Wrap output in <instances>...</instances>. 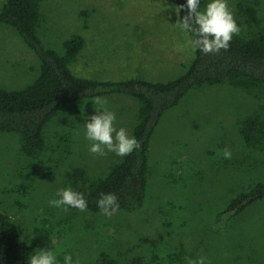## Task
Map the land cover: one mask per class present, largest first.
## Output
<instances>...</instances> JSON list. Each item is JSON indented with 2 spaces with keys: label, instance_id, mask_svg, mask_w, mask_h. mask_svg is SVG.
<instances>
[{
  "label": "rangeland",
  "instance_id": "obj_1",
  "mask_svg": "<svg viewBox=\"0 0 264 264\" xmlns=\"http://www.w3.org/2000/svg\"><path fill=\"white\" fill-rule=\"evenodd\" d=\"M234 3L228 0L240 33L252 34ZM259 3L264 27V0ZM175 9L170 0H46L40 35L59 51L73 34L82 35L84 48L70 65L76 75L168 80L180 75L193 55L182 47L186 38L174 25L179 21ZM38 73L35 53L15 30L0 24V87L22 86ZM102 100L116 114L117 128L132 135L137 101L125 95ZM97 107L94 101L66 107L47 125L48 148L36 157L22 153L19 137L0 132L1 206L35 250L54 248L53 240L61 261L63 253L71 252L80 264H96L104 251L116 264H127L160 243L174 264L199 256L210 264H264V205L238 217L231 227L222 222L218 239L208 227L237 186L253 176L264 177L263 156L243 148L238 136L244 117L256 110L264 115L263 89L247 93L225 84L191 90L165 114L153 137L147 205L111 217L48 205L58 189L87 185L121 158L88 151L84 124ZM224 149L231 152L230 159L223 157ZM18 186L27 190L17 191Z\"/></svg>",
  "mask_w": 264,
  "mask_h": 264
},
{
  "label": "trees",
  "instance_id": "obj_2",
  "mask_svg": "<svg viewBox=\"0 0 264 264\" xmlns=\"http://www.w3.org/2000/svg\"><path fill=\"white\" fill-rule=\"evenodd\" d=\"M45 1L3 0L0 6V24L15 30L39 62V73L32 81L22 86L0 87V132L19 137L22 153L36 157L48 148L47 125L66 107L114 95L129 96L138 103L132 135L140 142V147L121 157L105 175L75 188L85 193L88 202L85 211L101 213L96 201L102 193L118 196L120 210L117 213L130 214L145 208L150 193L153 137L165 114L191 90L225 84L247 93L264 90V27L259 0L234 3V11L252 34L234 35L226 51L208 54L193 51L186 69L168 80H100L74 74L70 65L81 54L84 39L81 34H73L64 41L62 51L47 46L40 35L41 6ZM170 1L175 8L185 6L178 15L179 20L187 15L186 0ZM203 8L201 2V10ZM83 18L86 20L84 12ZM238 136L243 148L263 156L264 164L263 113L256 110L244 117ZM62 138L65 141L64 136ZM251 178L237 186L223 207L216 210V223L208 226L215 239L220 237L222 222L231 227L238 217L264 205V177ZM16 190L25 192L27 188L18 186ZM161 248L162 244L154 243L129 258L127 264H174L175 258ZM34 251V244L24 238L16 221L2 209L0 199V264H28ZM96 264H116V260L103 251Z\"/></svg>",
  "mask_w": 264,
  "mask_h": 264
},
{
  "label": "clouds",
  "instance_id": "obj_3",
  "mask_svg": "<svg viewBox=\"0 0 264 264\" xmlns=\"http://www.w3.org/2000/svg\"><path fill=\"white\" fill-rule=\"evenodd\" d=\"M185 7L175 9L177 15ZM187 15L174 25L185 35L186 42L182 46L188 50H199L208 54L228 50L233 36L239 34L240 27L234 13L228 6V0H207L201 10V0H186ZM189 34H191L189 36ZM99 105L95 114L84 124V136L90 141L88 151L94 155H106L112 152L116 156L125 157L140 147L135 135H130L124 127L117 128L116 114L106 107V101L97 98L94 101ZM228 149L223 150L225 159L231 158ZM57 198L50 199L48 205L63 211L75 208L85 211L88 202L85 193L75 190L72 185L56 191ZM97 207L105 216L111 217L120 210L119 198L114 193H102L96 201ZM31 243V240L29 241ZM54 248H37L28 258V264H80V259L71 252H65L60 259V252L52 240ZM186 264H210L208 258L199 256L195 259L186 258Z\"/></svg>",
  "mask_w": 264,
  "mask_h": 264
}]
</instances>
